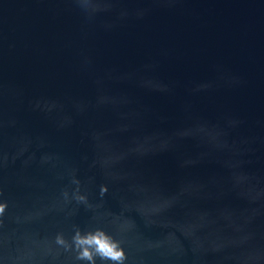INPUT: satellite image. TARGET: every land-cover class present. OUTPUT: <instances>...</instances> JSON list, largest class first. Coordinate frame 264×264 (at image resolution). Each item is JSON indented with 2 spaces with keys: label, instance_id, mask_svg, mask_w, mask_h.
Wrapping results in <instances>:
<instances>
[{
  "label": "water",
  "instance_id": "water-1",
  "mask_svg": "<svg viewBox=\"0 0 264 264\" xmlns=\"http://www.w3.org/2000/svg\"><path fill=\"white\" fill-rule=\"evenodd\" d=\"M4 202L0 264H264V0H0Z\"/></svg>",
  "mask_w": 264,
  "mask_h": 264
},
{
  "label": "clouds",
  "instance_id": "clouds-1",
  "mask_svg": "<svg viewBox=\"0 0 264 264\" xmlns=\"http://www.w3.org/2000/svg\"><path fill=\"white\" fill-rule=\"evenodd\" d=\"M72 183L77 185L74 192V199L80 203H87V198L79 194V180L73 179ZM107 192L106 186H101L100 195L103 196ZM63 195L67 198L68 193ZM7 207L6 202L0 203V215H3ZM56 244L63 246L65 250L71 249L76 253L77 261H84L87 264H97V258L101 264H124L126 255L121 247L120 241L114 239L103 229L96 228L94 230L81 231L78 226H74V232L71 237V244L64 239L62 234L55 236Z\"/></svg>",
  "mask_w": 264,
  "mask_h": 264
}]
</instances>
